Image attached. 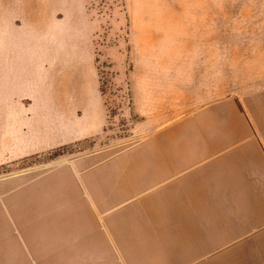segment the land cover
Segmentation results:
<instances>
[{
    "label": "crops",
    "instance_id": "crops-1",
    "mask_svg": "<svg viewBox=\"0 0 264 264\" xmlns=\"http://www.w3.org/2000/svg\"><path fill=\"white\" fill-rule=\"evenodd\" d=\"M146 68L142 137L0 179V264H264V78L153 106Z\"/></svg>",
    "mask_w": 264,
    "mask_h": 264
},
{
    "label": "rangeland",
    "instance_id": "rangeland-1",
    "mask_svg": "<svg viewBox=\"0 0 264 264\" xmlns=\"http://www.w3.org/2000/svg\"><path fill=\"white\" fill-rule=\"evenodd\" d=\"M167 1L0 0V177L142 137L143 66L153 106L264 78V0Z\"/></svg>",
    "mask_w": 264,
    "mask_h": 264
},
{
    "label": "bare ground",
    "instance_id": "bare-ground-1",
    "mask_svg": "<svg viewBox=\"0 0 264 264\" xmlns=\"http://www.w3.org/2000/svg\"><path fill=\"white\" fill-rule=\"evenodd\" d=\"M57 163V162H56ZM22 172H27V171H22ZM21 173V172H20ZM16 174H18V173H13L12 175H16ZM8 176H10V175H8ZM7 177V175H5V177H0V179L1 178H6Z\"/></svg>",
    "mask_w": 264,
    "mask_h": 264
},
{
    "label": "water",
    "instance_id": "water-1",
    "mask_svg": "<svg viewBox=\"0 0 264 264\" xmlns=\"http://www.w3.org/2000/svg\"><path fill=\"white\" fill-rule=\"evenodd\" d=\"M61 162H63V161H61ZM58 163H60V162H58ZM58 163H54V164H52V166H53V165H56V164H58Z\"/></svg>",
    "mask_w": 264,
    "mask_h": 264
}]
</instances>
